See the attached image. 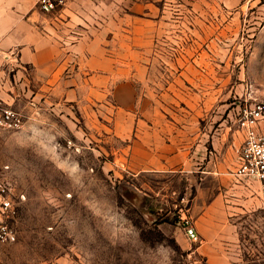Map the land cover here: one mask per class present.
<instances>
[{
    "label": "rangeland",
    "instance_id": "374dc122",
    "mask_svg": "<svg viewBox=\"0 0 264 264\" xmlns=\"http://www.w3.org/2000/svg\"><path fill=\"white\" fill-rule=\"evenodd\" d=\"M111 8L119 25L150 22L155 74L209 70L211 100L233 112L264 102V0H115ZM40 115L31 124L25 115L0 147V179L17 209V239L0 244V264H211L201 235L189 240L181 220L185 213L197 229L192 207L204 165L134 171L130 141L109 134L113 121L101 134L78 137L59 113ZM240 181L241 202L226 204L230 228L211 246L235 264H264V187Z\"/></svg>",
    "mask_w": 264,
    "mask_h": 264
},
{
    "label": "crops",
    "instance_id": "0c3cea01",
    "mask_svg": "<svg viewBox=\"0 0 264 264\" xmlns=\"http://www.w3.org/2000/svg\"><path fill=\"white\" fill-rule=\"evenodd\" d=\"M65 1L45 13L38 0H0V101L30 124L44 110L59 113L78 137L86 130L101 134L113 121L109 134L130 141L134 171L192 172L204 165L192 207L200 249L211 264H235L211 245L230 228L226 204L239 205L237 192L246 188L234 175L245 140L240 106L233 112L223 100H211L209 70L155 74L150 22L119 25L115 0Z\"/></svg>",
    "mask_w": 264,
    "mask_h": 264
},
{
    "label": "built area",
    "instance_id": "2783aa9c",
    "mask_svg": "<svg viewBox=\"0 0 264 264\" xmlns=\"http://www.w3.org/2000/svg\"><path fill=\"white\" fill-rule=\"evenodd\" d=\"M65 3V0H38L37 5L41 11L48 13ZM236 118L237 125L245 132V140L237 150L234 175L238 180H259L264 187V102L240 106ZM24 125L25 114L0 101V142L7 133L19 131ZM16 214L10 183L0 179V244L16 241V231L12 224ZM183 214L181 220L188 239L199 241L200 236L194 223Z\"/></svg>",
    "mask_w": 264,
    "mask_h": 264
}]
</instances>
